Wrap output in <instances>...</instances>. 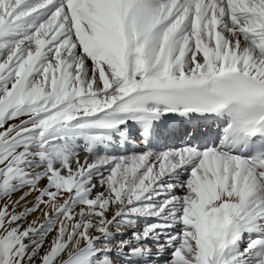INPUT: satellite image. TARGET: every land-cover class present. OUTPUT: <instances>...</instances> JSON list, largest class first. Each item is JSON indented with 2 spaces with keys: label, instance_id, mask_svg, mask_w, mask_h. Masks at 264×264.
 Wrapping results in <instances>:
<instances>
[{
  "label": "snow or ice",
  "instance_id": "1",
  "mask_svg": "<svg viewBox=\"0 0 264 264\" xmlns=\"http://www.w3.org/2000/svg\"><path fill=\"white\" fill-rule=\"evenodd\" d=\"M0 264H264V0H0Z\"/></svg>",
  "mask_w": 264,
  "mask_h": 264
},
{
  "label": "bare ground",
  "instance_id": "2",
  "mask_svg": "<svg viewBox=\"0 0 264 264\" xmlns=\"http://www.w3.org/2000/svg\"><path fill=\"white\" fill-rule=\"evenodd\" d=\"M196 127V126H195ZM205 126L203 125H200V131H204L206 130V128H203ZM194 128V127H192ZM191 128V129H192ZM203 128V129H202ZM184 130V129H183ZM183 130H179V131H176L175 133L171 134V136H167V138H164V137H161V140L163 143L165 144H168V145H171V146H179L181 143H182V140L183 139H186L182 136L183 134ZM81 155H83V153H81ZM43 183L44 182H41V186H43ZM20 193H16L12 199L15 200L19 197ZM35 193H33L32 196H29L28 197V200L29 201H32V197H35ZM36 218H39L40 222L43 223L44 222V217L42 216L41 212L37 211V212H34L32 215H30L28 218H27V221L28 222H31L33 219H36ZM145 222V221H144ZM140 224V223H139ZM141 226V225H140ZM46 246H47V242H46Z\"/></svg>",
  "mask_w": 264,
  "mask_h": 264
},
{
  "label": "rangeland",
  "instance_id": "3",
  "mask_svg": "<svg viewBox=\"0 0 264 264\" xmlns=\"http://www.w3.org/2000/svg\"><path fill=\"white\" fill-rule=\"evenodd\" d=\"M33 199H34V197H32V200H33ZM109 215H111V213H109ZM144 221H145V220H143V219H141V220L139 221V223H140L139 225H141V227H142L143 224L145 223ZM53 235H55V233H52V234L49 235V237H48V241H50V240L52 239V236H53Z\"/></svg>",
  "mask_w": 264,
  "mask_h": 264
}]
</instances>
